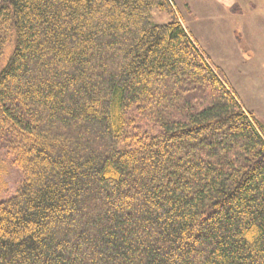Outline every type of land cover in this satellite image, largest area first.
Returning <instances> with one entry per match:
<instances>
[{
    "label": "trees",
    "instance_id": "obj_1",
    "mask_svg": "<svg viewBox=\"0 0 264 264\" xmlns=\"http://www.w3.org/2000/svg\"><path fill=\"white\" fill-rule=\"evenodd\" d=\"M2 150L0 264H264V121L173 0H0Z\"/></svg>",
    "mask_w": 264,
    "mask_h": 264
},
{
    "label": "rangeland",
    "instance_id": "obj_2",
    "mask_svg": "<svg viewBox=\"0 0 264 264\" xmlns=\"http://www.w3.org/2000/svg\"><path fill=\"white\" fill-rule=\"evenodd\" d=\"M173 1L178 17L192 34L199 49L212 64L224 71L245 109L264 121V97L260 95L263 90L259 89V93H255L256 86L250 85L249 76L240 72L239 54L243 55V61L249 51L247 41L241 36L240 7L244 8L246 0ZM154 20L167 23L170 16L156 10ZM242 64L245 68L250 65L247 62ZM0 165L4 168L0 183L1 200L14 194L22 173L5 150L0 151Z\"/></svg>",
    "mask_w": 264,
    "mask_h": 264
},
{
    "label": "crops",
    "instance_id": "obj_3",
    "mask_svg": "<svg viewBox=\"0 0 264 264\" xmlns=\"http://www.w3.org/2000/svg\"><path fill=\"white\" fill-rule=\"evenodd\" d=\"M243 6L240 7L241 36L247 41L249 51L243 61V55L239 54L240 72L249 76L250 85L256 86L255 93L263 90L260 95L264 97V0H246ZM245 62L250 64L246 68L242 64Z\"/></svg>",
    "mask_w": 264,
    "mask_h": 264
}]
</instances>
